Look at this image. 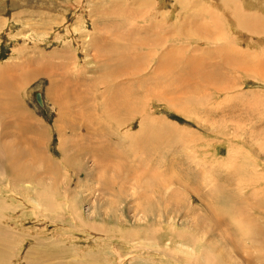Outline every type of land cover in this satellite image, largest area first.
Masks as SVG:
<instances>
[{"label":"rangeland","instance_id":"rangeland-1","mask_svg":"<svg viewBox=\"0 0 264 264\" xmlns=\"http://www.w3.org/2000/svg\"><path fill=\"white\" fill-rule=\"evenodd\" d=\"M0 264H264V0H0Z\"/></svg>","mask_w":264,"mask_h":264},{"label":"bare ground","instance_id":"bare-ground-1","mask_svg":"<svg viewBox=\"0 0 264 264\" xmlns=\"http://www.w3.org/2000/svg\"><path fill=\"white\" fill-rule=\"evenodd\" d=\"M209 32V31H208ZM190 64V63H189ZM163 65V64H162ZM165 65H170V64H168V63H165ZM164 65V66H165ZM199 65V64H198ZM200 66V65H199ZM165 69V68H164ZM205 68L204 67H201L200 68V71H198L199 72V76L197 77L199 80H204V84L206 83H208V84H210V83H212L213 81H214V79L212 78L213 76L209 73V72H206L205 74H206V79H203V75H204V72H205V70H204ZM193 74V73H192ZM195 75V74H194ZM192 76V75H191ZM196 77V76H195ZM218 77V76H217ZM179 78V77H178ZM185 78V77H184ZM189 78V77H188ZM210 82V83H209ZM167 84V83H166ZM192 85H193V89H195L196 87L194 86V84H193V82H192ZM177 86H179V85H177ZM175 87V86H174ZM183 87H184V89L183 88H181V87H178V88H176V89H174V90H172L171 92H170V96L172 97V99H174V100H179L182 96H183V94L186 92V88H188V87H191L190 86V82L189 81H187V82H185L184 84H183ZM10 88V87H9ZM163 89V88H162ZM164 90V89H163ZM187 91H188V89H187ZM42 95V94H41ZM179 95H182V96H179ZM33 98V97H32ZM43 98V97H42ZM182 99V98H181ZM184 100V99H183ZM44 101V100H43ZM113 101V100H112ZM111 103V102H110ZM110 103H109V105H110ZM126 105L128 104V103H125ZM109 105H107V106H109ZM114 105V106H113ZM112 106H113V110H114V108H116L117 106L114 104V102H112ZM116 106V107H115ZM122 108L121 107V105H118V108ZM123 108H124V106H123ZM187 108V107H186ZM43 110H45V104H44V108H42ZM107 109V108H106ZM126 110V109H125ZM111 112H113L112 110H110ZM117 111H119V110H117ZM124 111V110H123ZM128 111V110H127ZM122 113V112H121ZM112 114V113H111ZM111 116H114L113 114L111 115ZM110 116V119H112V117ZM115 120V119H114ZM115 123H118L119 124V121H117V119H116V122ZM159 133V132H158ZM157 133V134H158ZM157 139H158V137H157ZM160 140V139H159ZM156 142H158L157 140H156ZM25 172V171H24ZM23 172V173H24ZM26 173V172H25Z\"/></svg>","mask_w":264,"mask_h":264},{"label":"water","instance_id":"water-1","mask_svg":"<svg viewBox=\"0 0 264 264\" xmlns=\"http://www.w3.org/2000/svg\"><path fill=\"white\" fill-rule=\"evenodd\" d=\"M35 98H36V102L38 103V105L41 107V108H44V101H43V98H42V95L40 92H37L36 95H35ZM46 112V111H45Z\"/></svg>","mask_w":264,"mask_h":264}]
</instances>
